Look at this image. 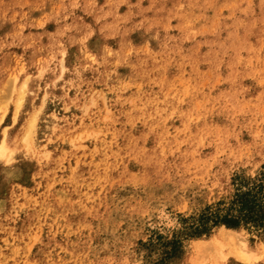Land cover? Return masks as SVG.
I'll use <instances>...</instances> for the list:
<instances>
[{"label": "rangeland", "instance_id": "374dc122", "mask_svg": "<svg viewBox=\"0 0 264 264\" xmlns=\"http://www.w3.org/2000/svg\"><path fill=\"white\" fill-rule=\"evenodd\" d=\"M0 142V264H264L191 232L264 174V0H0Z\"/></svg>", "mask_w": 264, "mask_h": 264}, {"label": "trees", "instance_id": "16d2710c", "mask_svg": "<svg viewBox=\"0 0 264 264\" xmlns=\"http://www.w3.org/2000/svg\"><path fill=\"white\" fill-rule=\"evenodd\" d=\"M262 179L264 180V174L258 183L245 188L238 187L227 207L203 211L193 224L191 232L199 236L218 224H224L227 227L244 225L263 228L264 183ZM170 243L174 251L176 241L171 240Z\"/></svg>", "mask_w": 264, "mask_h": 264}, {"label": "bare ground", "instance_id": "6f19581e", "mask_svg": "<svg viewBox=\"0 0 264 264\" xmlns=\"http://www.w3.org/2000/svg\"><path fill=\"white\" fill-rule=\"evenodd\" d=\"M18 104V103H17ZM19 105V104H18ZM1 143V142H0ZM2 146H3V144H0V149L2 148ZM226 233V232H225ZM222 234V233H221ZM221 234H220V236H221ZM224 234V233H223ZM219 235V234H218ZM225 235V234H224ZM230 237L232 236V238L234 237V235H232V233L229 235ZM236 237V236H235ZM234 237V238H235ZM221 239V238H220ZM226 239V238H225ZM227 240H228V238H227ZM230 240V239H229ZM228 240V241H229ZM233 240V239H232ZM238 240V239H237ZM236 240V238L233 240V241H236L237 243H238V241ZM231 241V240H230ZM233 241H231V242H233ZM244 241V240H243ZM235 243V242H234ZM241 243H244V242H239V244H234L236 247L235 248H233V246H232V249L234 250V252L235 251H237L236 253H237V255L241 258V259H243V260H245V261H247V260H251V258H256V252L255 251H251V250H248V249H246L245 248V246L243 245H241ZM245 244V243H244ZM234 255H236V254H234ZM260 255V254H259Z\"/></svg>", "mask_w": 264, "mask_h": 264}, {"label": "snow or ice", "instance_id": "6c2138e0", "mask_svg": "<svg viewBox=\"0 0 264 264\" xmlns=\"http://www.w3.org/2000/svg\"><path fill=\"white\" fill-rule=\"evenodd\" d=\"M85 39H88L87 36H85ZM103 41L100 39H97L96 43H97V48L99 47V45L102 43Z\"/></svg>", "mask_w": 264, "mask_h": 264}]
</instances>
